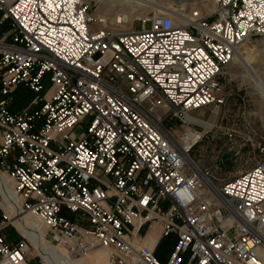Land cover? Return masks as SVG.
<instances>
[{
  "label": "built area",
  "instance_id": "1",
  "mask_svg": "<svg viewBox=\"0 0 264 264\" xmlns=\"http://www.w3.org/2000/svg\"><path fill=\"white\" fill-rule=\"evenodd\" d=\"M212 4L183 23L152 12L113 33L93 26L83 0H0V169L69 257L100 248L107 264H263L264 162L214 184L193 156L211 131L193 114L225 103L236 50L264 41V0ZM18 87L33 98L12 111ZM226 154L233 163L221 154L216 168ZM8 224L0 207V264H54L9 240ZM152 227L170 241L160 253L139 242Z\"/></svg>",
  "mask_w": 264,
  "mask_h": 264
},
{
  "label": "rangeland",
  "instance_id": "2",
  "mask_svg": "<svg viewBox=\"0 0 264 264\" xmlns=\"http://www.w3.org/2000/svg\"><path fill=\"white\" fill-rule=\"evenodd\" d=\"M83 1L87 5L89 13L93 19H95L93 23L94 27H99L96 19H102L113 33H125L134 27L135 30L139 29V24H136L134 21L112 26L109 21L114 18L115 14L106 15L104 2L100 0ZM129 1L132 3L134 0H128V2ZM150 1H154L156 4L163 7L175 8L181 13H185L187 12L186 10L189 9L190 11L198 10L202 15H207L212 11L213 7L212 0ZM152 12H154V10L146 9L144 14L150 13L151 16ZM260 41L261 40L258 39H251L243 45L249 49L248 65L237 61V59L233 57L232 61L224 70L221 77V84L223 86L222 96L225 103L222 106L207 107L193 114L194 117L201 118L205 124H208L206 127L211 131L210 134L207 135L208 138L205 136L203 142L196 148L193 156H203V159L198 165L211 173V180L216 185H222L232 178L233 174L239 169L250 167L259 161L264 162V154H259V148L264 146V53L258 52L259 46L261 45ZM255 49L257 51H255ZM173 130L178 137H180L183 131L182 128L177 125ZM228 137H231V141L227 140ZM225 153H235V160L231 165H225L227 167L222 168L221 164H219L216 168L214 159ZM0 174L4 175L5 173L0 169ZM5 179L7 188H11L10 190L14 192L13 185L6 174ZM6 215L11 224H8L3 234L11 241L23 240L26 242L31 250L30 256L35 257L36 251L34 246L14 225H12L11 215H8V213H6ZM33 221L37 223L39 228L37 230L41 232L44 242L51 244L47 230L42 221L38 218H35V220L33 219ZM51 245L58 254L67 259L75 260L78 258L69 257L66 248L62 245ZM97 249L99 251L91 253L81 261H78V263L81 262L85 264L87 260V262L91 264H106L105 251L100 248ZM165 259L166 256L163 257L161 261H165Z\"/></svg>",
  "mask_w": 264,
  "mask_h": 264
},
{
  "label": "bare ground",
  "instance_id": "3",
  "mask_svg": "<svg viewBox=\"0 0 264 264\" xmlns=\"http://www.w3.org/2000/svg\"><path fill=\"white\" fill-rule=\"evenodd\" d=\"M100 1L104 2L106 15L115 14L114 18L110 19L109 21L110 25L112 26H116L117 24H126L128 22H132L135 20L136 17H138L141 14H144V11L146 9H152L156 14L170 15L172 18L176 20V23H183L185 15L189 16L190 13L189 9L186 10L187 12L181 13L177 11L175 8L163 7L156 4L154 1H150V0H134V1L132 0L133 1L132 3H130V1L128 2V0H100ZM260 43L261 45L259 46L258 52L264 53V42L260 41ZM255 51L257 50L255 49ZM248 54H249V49L242 45L236 50L234 54V58L237 59V61H240L245 65H248L247 63L249 61ZM205 126H208V124H205ZM10 189L7 188L5 174L4 175L0 174V197H1L0 207L4 211L6 217H7L6 213H8V215H11L10 218L12 220V225H14L23 234V236H25L29 240V242L37 250L38 255L48 256V258L53 260L54 264H82L81 262L78 263V261H81L82 259H84L85 257H87L88 255H90L95 251H99L98 249H95L91 251L89 254L78 257L75 260L67 259L66 257L58 254L56 250L53 249L54 247L52 245L44 242L41 232L37 230L39 229L37 223L33 221V219L35 220V217L21 210L18 196L16 195L15 192L11 191ZM9 223L11 224L10 220ZM263 257H264V251L262 252V259ZM86 263L91 264L87 262V260L85 261V264ZM105 263L107 264L106 258H105Z\"/></svg>",
  "mask_w": 264,
  "mask_h": 264
},
{
  "label": "trees",
  "instance_id": "4",
  "mask_svg": "<svg viewBox=\"0 0 264 264\" xmlns=\"http://www.w3.org/2000/svg\"><path fill=\"white\" fill-rule=\"evenodd\" d=\"M11 98H12V104H11L10 109L12 111H17V110L24 108L28 105V103L33 98V94L24 87H18L11 94ZM159 246L161 248V245H159ZM164 247H165V245H164Z\"/></svg>",
  "mask_w": 264,
  "mask_h": 264
},
{
  "label": "crops",
  "instance_id": "5",
  "mask_svg": "<svg viewBox=\"0 0 264 264\" xmlns=\"http://www.w3.org/2000/svg\"><path fill=\"white\" fill-rule=\"evenodd\" d=\"M139 242L149 247H153L156 244L158 246L156 251L160 253V251L163 250L164 245L165 246L168 245L170 241L169 240L161 241L159 239V229L157 227H152V229L142 239H140ZM159 245H161V248Z\"/></svg>",
  "mask_w": 264,
  "mask_h": 264
},
{
  "label": "water",
  "instance_id": "6",
  "mask_svg": "<svg viewBox=\"0 0 264 264\" xmlns=\"http://www.w3.org/2000/svg\"><path fill=\"white\" fill-rule=\"evenodd\" d=\"M223 158L226 159V161L223 162V165H227L231 160L234 159V155L226 154V155L223 156Z\"/></svg>",
  "mask_w": 264,
  "mask_h": 264
}]
</instances>
